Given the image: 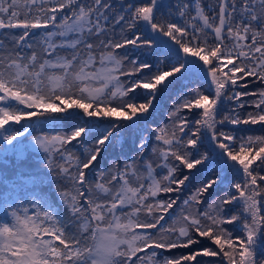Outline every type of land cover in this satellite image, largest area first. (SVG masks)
<instances>
[{
    "label": "snow or ice",
    "instance_id": "6c2138e0",
    "mask_svg": "<svg viewBox=\"0 0 264 264\" xmlns=\"http://www.w3.org/2000/svg\"><path fill=\"white\" fill-rule=\"evenodd\" d=\"M162 3L140 0L113 7V0H0V136L14 143L29 130L11 129L10 122L37 116L74 121L69 130L33 139L48 154L50 167L53 154L64 161L58 167L75 195H61L72 222H80L76 235L54 209L45 211L39 203L31 215L28 209L11 212V222L0 223V264H96L103 240L118 241L106 264H191L200 255L258 264L264 135L237 136L225 128L264 126V88L239 90L264 84V0H209L207 9L202 0H176L177 11L169 10L167 17L159 14ZM13 29L21 34L12 35ZM161 37L168 42L162 45ZM153 46L164 49L155 64L128 52ZM201 75L207 83L203 91L176 88ZM173 90L168 122L153 129L151 156L145 158L149 138L141 136L135 155L111 161L93 184L86 170L116 139L113 133L146 122L160 95ZM193 114L198 118L192 120ZM73 142L83 147L82 155L71 150ZM205 142L209 150L201 152ZM217 167L230 169L233 179L223 195L205 205L210 190L224 183ZM182 169L189 171L182 174ZM201 170L207 175L180 211L170 213L176 200L160 194L178 199L193 172ZM231 207L237 211L230 213ZM225 224L239 226L244 235L234 239ZM199 238L212 241L216 250L161 253L189 248Z\"/></svg>",
    "mask_w": 264,
    "mask_h": 264
},
{
    "label": "trees",
    "instance_id": "16d2710c",
    "mask_svg": "<svg viewBox=\"0 0 264 264\" xmlns=\"http://www.w3.org/2000/svg\"><path fill=\"white\" fill-rule=\"evenodd\" d=\"M113 0V7H117L118 4H127L129 0ZM130 0L131 3H139L140 0ZM164 1V0H163ZM129 2V3H130ZM168 3L170 0L167 1ZM22 3V0H21ZM119 30V26L115 29V31ZM7 30H5L6 32ZM21 32L19 29H13L12 35H20ZM93 42L92 40L89 41ZM4 43L8 48L13 46V43L10 41L8 37H4ZM35 50L39 53L42 49L37 46ZM28 54H31L32 49H25ZM120 51V50H117ZM133 57H139L141 60L145 53L140 50H132ZM129 51V52H131ZM158 50L154 49V54L157 53ZM66 54V52H61V55ZM203 80V76H199L198 78H193L191 82L188 84L192 85L196 82ZM250 80V79H249ZM187 84V83H186ZM256 85L255 82L249 83L247 88H241V91H254L252 86ZM167 93H164L160 100L157 101V107L154 111H152V115L148 116L147 119L151 122L161 123L163 122V114L167 110V103L170 98L166 97ZM251 98V97H249ZM139 102H143V99L137 100ZM81 111V110H77ZM53 115H62V114H53ZM150 122V123H151ZM74 123V121H65V120H47L43 117H33L30 120L24 119L20 123L10 122V128L14 130H22V127L27 126L29 134L35 133H43V131L47 129L51 130H59L66 131L69 130L70 126ZM261 125H240L236 128L238 133H248V132H257L262 130ZM264 128V127H263ZM125 134L123 138L114 139L111 144H106L104 150L98 156L97 161L94 162L95 167H90V169L86 170L89 180L94 184L98 177L97 173L101 169L107 170L109 169L110 162L113 160H123V156L127 154L126 150L130 148L132 142L135 140L134 145L137 144L136 141L140 142V135L135 134L134 139L132 135V130L130 127H125ZM138 130V129H137ZM95 138V133L91 137H89L86 141V145H91L92 140ZM2 136H0V148L4 144ZM147 145H151L147 143ZM80 146L81 150L76 151V147ZM146 146V149L149 148ZM22 147L16 148L12 147L11 150H4L0 152V222H4L6 219L7 212L4 209L5 206L9 204H14L17 201H21L22 204H27L30 206L29 209L33 210V205L39 203L44 206V210H55V213L59 214V216L64 218V222L67 226L69 232L80 235L79 221L72 222L73 217L70 214V209H68L64 203V199L62 198V193L72 192V185L67 180V178L62 174L59 170L58 165L64 164V161L60 159L59 156L53 154V164L49 166V158L48 154L43 150H37L36 147L30 143L24 144L22 143ZM71 149L77 155L83 154V147L81 145L73 142L71 145ZM131 149V148H130ZM201 150V149H200ZM124 154V155H123ZM68 166V165H64ZM55 169V170H54ZM229 170V169H228ZM227 169H220L217 167V171L219 174L224 177V183L219 184L216 190H210V194L205 197L204 204L211 203L217 197L223 195L225 191H227V184L233 176L232 171H228ZM189 171V170H188ZM186 169V172H188ZM207 175L205 170H201L200 172H193L190 181L188 182L187 187L184 189L182 193H179V198L174 206L180 208V203L191 194V192L195 189L196 186L199 185L201 180ZM211 178V177H210ZM229 179V180H228ZM75 195V192H72ZM86 195V193H85ZM175 198V196H174ZM173 198V199H174ZM177 198V197H176ZM81 203H84L83 199H81ZM47 206H50L47 207ZM176 207H174L175 209ZM203 210V209H201ZM229 212H236L235 207L229 208ZM225 229L229 232L236 233L239 231L235 225H224ZM84 236H89V233H84ZM264 236V235H263ZM82 238V237H81ZM200 242L190 246L189 248H176L172 250H161L162 255L167 256H179V255H187L192 252L200 251L202 252L204 248H212L216 250L217 246L212 243V241L207 240L206 238H199ZM92 243L91 240L88 241ZM59 245V242H56ZM62 247V246H61ZM257 252L255 253L258 261L264 258V239L260 244H258ZM191 264H224V259L222 256L217 257H208V256H197L196 261L191 262Z\"/></svg>",
    "mask_w": 264,
    "mask_h": 264
},
{
    "label": "rangeland",
    "instance_id": "374dc122",
    "mask_svg": "<svg viewBox=\"0 0 264 264\" xmlns=\"http://www.w3.org/2000/svg\"><path fill=\"white\" fill-rule=\"evenodd\" d=\"M121 1V0H120ZM137 1V0H136ZM135 1V2H136ZM168 0H164L163 1V3H162V5H161V7H160V9H159V14L160 15H163V16H165V17H167L168 16V14H169V10H171L173 13H175L176 11H177V8H176V0H170V2L168 3L167 2ZM114 2H117L116 0H114ZM130 2V0L127 2V4ZM186 2L187 3H189V4H191L192 3V0H186ZM131 3V2H130ZM202 3H203V6L205 7V9H207V6H208V3H209V0H202ZM133 4V3H132ZM135 4H137V3H135ZM195 13L194 12H192V15H194ZM162 45L165 43V42H168V38L167 37H161L160 38V41H159ZM153 49H155V46H153ZM156 50H158L157 51V53L156 54H154V50H151V51H149V50H140L141 52H143V53H145V55H143V57H142V59H144L143 61L144 62H147V63H150V64H155L156 62H157V59L159 58V59H163L164 57H163V51H164V49L163 48H161V49H156ZM120 51H122V50H120ZM129 51H131V49L129 48L128 49V52ZM129 54L133 57V53H132V51L131 52H129ZM180 55L181 56H183V53L181 52L180 53ZM134 58V57H133ZM96 67H99V64H97L96 65ZM248 79H251V78H248ZM187 83V84H186ZM256 83V85H254V86H252V89L255 91V90H257V89H260V88H264V84H261L260 82H255ZM96 86H99V84L97 83L96 84ZM185 87H187V88H195V87H199V88H201V90L203 91L206 87H207V83H206V81H205V79H204V77H203V80H201V81H199V82H196V83H194V84H192V85H190V84H188V82L187 81H185V82H182L181 83V85H177L176 86V88L177 89H179V90H184V88ZM241 91V90H240ZM205 94H207V93H205ZM163 95V94H162ZM162 95H160V97L162 96ZM176 95V91L175 90H173L171 93H167L166 94V97L167 98H170V100H168L169 101V103H167V110L165 111V113L163 114L164 116H163V122L161 121V123H155V122H151V121H149L148 119H147V121L145 122V121H141L140 123H139V125H137V126H128V127H130V129L132 130V135H133V138H132V140L134 139V137H135V134L137 135V133H139V135H140V138H141V136H147L149 139H148V143L149 144H151L150 146L149 145H146V146H149V148L148 149H146V151H145V158H149L150 156H151V147H152V144L154 143V139H153V136H152V132H153V129L154 128H156V127H159V126H161V125H163L164 123H167L168 122V117H167V115H166V113H167V111L168 110H170V108H171V98L172 97H174ZM160 97L155 101V103L157 104V101L158 100H160ZM246 99H252V98H249V97H247ZM139 100V99H138ZM138 102V101H137ZM144 102V101H143ZM139 103H142V102H139ZM253 109L252 108H250V107H246L245 108V111H252ZM192 120H195V119H197L198 117L195 115V114H193L191 117H190ZM151 122V123H150ZM127 123V122H126ZM126 127V126H125ZM125 127H122V128H120L119 129V131L118 132H114L113 133V136L114 137H116V139H120V138H123L124 136V134L126 133L125 132ZM264 127V126H263ZM262 127V130L261 131H259V133H257V132H248V133H245V134H243V133H238V131H237V129L238 128H236V127H234V126H231V125H227L226 126V128H225V130H233V131H235V133H236V135L237 136H262V135H264V128ZM22 130H21V132L23 133V131H24V127H22L21 128ZM138 129V130H137ZM29 130V129H28ZM18 131H20V130H18ZM56 131H59V130H51V129H47V130H45V131H43V133H35V134H29V133H25L22 137H20V138H17V140L14 142V143H12V144H9L7 141H4V145L3 146H1V148H0V152L1 151H4V150H11L12 149V147H16V148H19V147H21V148H23L22 147V143H24V144H27V143H30V144H32V145H34L35 147H36V149L37 150H41L40 148H39V146L38 145H36V143H35V141H34V139H33V137H35V136H39V135H44V134H46V133H51V134H55V132ZM115 139V140H116ZM134 142H135V140L132 142V145L130 146V148H128V150H126V152H128L129 150V152L127 153V154H123L124 156H123V159H130L133 155H135V153H136V151L138 150V145H139V140H137L136 141V143L137 144H135L134 145ZM82 148H80V146H77L76 147V151H78V150H81ZM201 150V152H207L208 150H209V145H208V143L207 142H205L202 146H201V148H200ZM72 150V149H71ZM73 151V150H72ZM75 151V152H76ZM217 151H218V149H217ZM123 160H121V162H122ZM105 168V167H104ZM103 168V169H104ZM108 170V169H107ZM107 170H104L105 172L107 171ZM228 170V169H227ZM188 171V170H187ZM228 171H231L230 169L228 170ZM181 172H182V174H187L188 172H186V169H182L181 170ZM231 176H233V173H232V175ZM231 180L233 179V177L232 178H230ZM229 180V179H228ZM182 193V192H181ZM179 195V194H178ZM174 196H175V198H174ZM169 197H171L172 199L174 198L175 200H176V202H177V195L176 194H172V193H168V194H165V193H161L160 194V198L161 199H164V200H167ZM182 203V202H181ZM180 203V204H181ZM174 207H176L175 209H174ZM238 207V206H237ZM237 207H235V210L237 211ZM30 208V206L29 205H27V204H22V202L21 201H17L16 203H14V204H9V205H7V206H5L4 207V209L6 210V212H7V217H6V219L4 220V222H11V216H10V213L11 212H13V211H16V212H19V213H23V211H24V209H28L29 210V215H31L32 214V209H29ZM46 211V210H45ZM125 211H127V209H125ZM180 211V208H177V206H173V208L172 209H170L169 210V212L170 213H172L173 215H176L178 212ZM262 214H264V213H262ZM0 223H3V222H0ZM238 228H240L239 226H237ZM137 231H140L139 229L137 230ZM232 233V235H233V238L235 239V237H238V236H243L244 234H243V232H242V230H241V228L239 229V231L238 232H236V233H233V232H231ZM45 239H48L49 237L48 236H45L44 237ZM264 239V236L263 235H260L259 236V238H258V240H257V244H256V252H257V249H259L258 248V244H260L261 242H262V240ZM145 251H147V250H145ZM163 251V250H162ZM255 252V253H256ZM138 256L139 255H143V253H138L137 254ZM135 257H133V261H135ZM254 259L258 262V264H264V258H262V260H260V261H258V259L256 258V255H254ZM224 264H227V261L226 260H224Z\"/></svg>",
    "mask_w": 264,
    "mask_h": 264
},
{
    "label": "clouds",
    "instance_id": "9594fccd",
    "mask_svg": "<svg viewBox=\"0 0 264 264\" xmlns=\"http://www.w3.org/2000/svg\"><path fill=\"white\" fill-rule=\"evenodd\" d=\"M118 241H101L99 252L96 259V264H106V258L111 248H114Z\"/></svg>",
    "mask_w": 264,
    "mask_h": 264
}]
</instances>
